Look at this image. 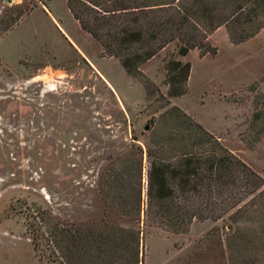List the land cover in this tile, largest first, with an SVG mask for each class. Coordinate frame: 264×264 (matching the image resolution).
<instances>
[{"label":"rangeland","instance_id":"1","mask_svg":"<svg viewBox=\"0 0 264 264\" xmlns=\"http://www.w3.org/2000/svg\"><path fill=\"white\" fill-rule=\"evenodd\" d=\"M219 1L201 4L230 13ZM196 9L175 0L141 18L166 32L137 46L158 50L131 76L81 29L67 0H0V264H229L231 250L246 253L236 229H249L250 242L262 225L235 213L264 189V23L233 43L224 24L210 30L217 20ZM190 10L180 34L175 21ZM186 33L195 46L180 55ZM171 60L190 63L177 96L168 93ZM181 112L212 136L207 154L230 153L255 176L222 193L177 192L183 215L158 218L147 207L148 149L175 160L170 136L188 125Z\"/></svg>","mask_w":264,"mask_h":264},{"label":"trees","instance_id":"2","mask_svg":"<svg viewBox=\"0 0 264 264\" xmlns=\"http://www.w3.org/2000/svg\"><path fill=\"white\" fill-rule=\"evenodd\" d=\"M104 1L67 0V6L79 22L80 27L97 39L108 55L119 58L122 67L129 75L136 76L139 72L138 66L158 50L135 51L137 46L144 41L156 40L159 34L166 32L163 23L156 25L153 21H149L148 27L144 28L142 24L140 25L141 18L147 17L152 9L169 5L175 0L161 3H150L147 0L141 2H137V0H115L116 4L113 7L105 5ZM108 1L112 2L114 0ZM226 3L232 4L230 13H224L226 8L223 7H220L221 11H218L219 8L217 10L216 7H213L216 8L217 12L212 13L209 7L201 4V0H193V4L197 6L196 10L199 11L200 9L202 17L217 20L216 24L211 23L210 30L224 24L233 43H239L251 37L263 26L264 0L219 1L220 6ZM198 4H200V7L202 6V9L200 7L198 9ZM81 6H84L86 12L90 13L87 20H84L82 13L80 15L78 11ZM196 10H190L181 15L180 19L175 21V30L181 34L182 31L180 32V30L187 20L186 15L195 14ZM260 17L262 19L257 20ZM116 19L125 22V24L113 29L110 22ZM240 20L248 25L239 28ZM106 27V31L102 32L103 28ZM106 37L108 39H105ZM194 37L195 35L188 33L180 35V39L184 43L179 47L178 52L180 55H185L191 46H195L192 42ZM207 51L209 50L205 49L203 53L205 54ZM189 70L190 63L188 61L171 60L168 63L169 95L177 96L184 93ZM181 115L178 116L181 122L185 123L186 121L188 125L184 133L177 132L178 135L176 133L170 136V139L175 141L174 149L176 152L173 155L175 160L172 163L167 162L160 155H157L160 157L153 155L150 148L148 149L150 167L147 171V207H149L151 213L154 211L158 218L179 219L180 215H183V210L179 209L178 204L173 201V197L177 192H179L178 197L186 196L188 193L191 196L192 194L211 193L215 189L218 193H222L225 187L235 188L243 175L250 180L251 176H255L254 171L230 153L217 155L214 150H210L207 154L203 148L206 143L211 142L212 136L198 123H189L191 120L186 118L183 112H181ZM184 140L187 142L183 143ZM116 176L118 180V173H116ZM251 184L246 187V193L251 194L256 191L255 185ZM250 203L248 212L245 213L243 208L240 207L235 216L243 215L258 220L256 223H261V229H254L255 239L250 242L247 237L251 233L248 231L249 229H236L234 234L238 233V235L234 238L239 237L242 241L245 239V246L247 247L244 248V251L246 253H232L231 250L228 253L229 264H264V189L255 194ZM193 216L198 217L201 214L198 212L191 213L189 219H192Z\"/></svg>","mask_w":264,"mask_h":264},{"label":"crops","instance_id":"3","mask_svg":"<svg viewBox=\"0 0 264 264\" xmlns=\"http://www.w3.org/2000/svg\"><path fill=\"white\" fill-rule=\"evenodd\" d=\"M69 12H70V10H68ZM70 14L72 15V13L70 12ZM72 17H73V15H72ZM54 19V18H53ZM73 19L75 20V21H77L74 17H73ZM55 20V19H54ZM56 21V20H55ZM57 22V21H56ZM78 23V22H77ZM57 24H58V22H57ZM79 24V23H78ZM58 27L61 29V32H63V35H65L66 36V38L68 39V40H70V42H72L73 43V45L77 48V50H79L81 53H82V50L79 48V46L76 44V42L72 39V37H70L66 32H65V30L62 28V26L60 25V24H58ZM82 29V28H81ZM104 79L106 80V78L104 77ZM107 81V80H106ZM107 83H109L108 81H107ZM110 85V84H109Z\"/></svg>","mask_w":264,"mask_h":264},{"label":"water","instance_id":"4","mask_svg":"<svg viewBox=\"0 0 264 264\" xmlns=\"http://www.w3.org/2000/svg\"><path fill=\"white\" fill-rule=\"evenodd\" d=\"M146 128H147V126H146Z\"/></svg>","mask_w":264,"mask_h":264}]
</instances>
